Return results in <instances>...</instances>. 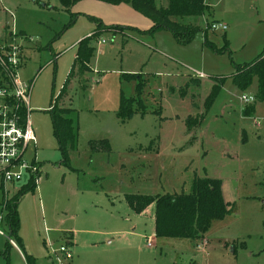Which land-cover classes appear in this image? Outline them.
Here are the masks:
<instances>
[{"label":"rangeland","instance_id":"obj_1","mask_svg":"<svg viewBox=\"0 0 264 264\" xmlns=\"http://www.w3.org/2000/svg\"><path fill=\"white\" fill-rule=\"evenodd\" d=\"M205 1L201 31L181 45L165 30L148 34L123 27L134 19L122 9L83 4L78 13L58 0H0V35L22 47L20 76L33 82L29 120L39 177L20 196L17 214L21 245L35 264H264V102L244 115L251 104L240 97L255 94L257 80L240 92L231 79L236 65L251 63L264 49V0ZM84 12L98 13L105 25L123 26L116 33L101 30L91 40L95 73L82 77L75 70L58 99L78 113L77 143L63 163L48 109L65 86L79 42L94 32ZM213 22L227 29L212 31ZM126 74L158 77L159 84L147 88L160 100V116L118 118L121 88L126 96L133 90V83L121 86ZM213 77L224 80L206 106ZM189 114L203 117L188 134ZM195 176L219 179L225 192L233 191L230 214L212 223L196 255L188 253L195 243L186 239L147 247L153 205L135 214L125 195L188 193ZM27 182L6 185L4 195L0 181V204ZM71 235L76 252L60 262L53 251ZM7 240L0 235V264H25L13 247L7 257L1 254Z\"/></svg>","mask_w":264,"mask_h":264},{"label":"trees","instance_id":"obj_2","mask_svg":"<svg viewBox=\"0 0 264 264\" xmlns=\"http://www.w3.org/2000/svg\"><path fill=\"white\" fill-rule=\"evenodd\" d=\"M63 9L70 11L71 7L80 0H58ZM111 5L129 4L136 12L150 20L151 26L144 33L153 34L159 30H165L172 34L175 41L181 45L189 43L195 34L201 31L200 20L207 8L205 0H97ZM76 16L77 14H72ZM89 19L95 24L94 32L81 40L78 44L73 67L68 74L65 86L58 97H51L48 109L53 135L58 143L59 151L63 157V163L67 162L69 150L75 148L78 139V113L74 108L58 105V99L62 95L67 83L76 73L82 77L91 72L89 67L94 49L90 45L91 40L100 36L101 30L114 31L121 26L106 27L94 17ZM205 45H210L205 41ZM231 76L232 84L240 91H246L253 78L257 80V89L254 95L255 103L264 102V49L262 53L251 63L236 65ZM213 85L205 99L208 106L214 99L217 91L222 86L220 77H213ZM197 86L199 82L195 80ZM125 83H133L130 96H126L121 88L119 94V106L117 116L121 121L132 115L155 114L160 116L161 106L159 98L147 87L155 84V76L143 74H126L121 78V86ZM146 89V90H145ZM183 95V91H180ZM253 104L243 109L244 115L253 111ZM203 114L187 116L185 127L187 132L192 133L198 127ZM33 178L20 188L18 193L5 202L6 213L3 217V225L8 237L15 242L22 252L25 264H35L34 258L25 253L18 236L19 219L17 207L20 196L27 190L34 189ZM4 200V196H3ZM2 200V201H3ZM126 205L135 213L141 214L148 206H154V236L163 239H186L199 241L209 230L215 221H221L232 210V203L226 201L223 194V184L219 179L195 176L191 181L188 193H164L156 195H125ZM10 242L6 241V249L1 251L7 257Z\"/></svg>","mask_w":264,"mask_h":264},{"label":"built area","instance_id":"obj_3","mask_svg":"<svg viewBox=\"0 0 264 264\" xmlns=\"http://www.w3.org/2000/svg\"><path fill=\"white\" fill-rule=\"evenodd\" d=\"M212 31H225L226 25L213 22ZM14 38V37H13ZM100 39L98 45H104ZM22 47L15 42L0 41V181L4 185L21 184L25 178H33L34 184L38 181L39 167L35 159V137L29 120V100L33 82L21 79L20 70L23 67ZM198 78H205L201 73ZM240 101L244 104H253L254 95H242ZM33 146V149L30 148ZM29 150L32 153L29 158ZM5 195V194H4ZM6 197L0 204V224L3 223ZM0 235L7 237L10 244L15 243L6 236L0 227ZM147 240V246H151ZM58 261H68L72 252L67 244L61 245L58 251H53Z\"/></svg>","mask_w":264,"mask_h":264},{"label":"crops","instance_id":"obj_4","mask_svg":"<svg viewBox=\"0 0 264 264\" xmlns=\"http://www.w3.org/2000/svg\"><path fill=\"white\" fill-rule=\"evenodd\" d=\"M83 4H87V5H91V6H96L97 8H99V9H104V10H106V11H113V9L114 8H116V9H122V10H124L132 19H134L133 21L134 22H132V24H128V25H126V26H123V25H110V26H123V27H130V28H133V30H135V29H137L138 31H140V30H148L149 28H150V26H151V22H150V20L149 19H147L146 17H144L143 15H141V14H139L138 12H136L129 4H124V3H122V4H118V5H111V4H107V3H104V2H101V1H97V0H80V1H78L77 3H75V5H73L72 7H71V9H70V11L69 12H72V10L73 9H75L76 11H78V13H80V12H83L81 9H83V8H79V7H82L83 6ZM74 14H77V12H73ZM84 13H86V15H88V16H91V17H94V18H96V17H98L99 16V14L98 13H95V12H84ZM100 17V16H99ZM97 19V18H96ZM102 23V22H101ZM103 25H105V24H103ZM105 26H107V27H109V25H105ZM4 29V28H3ZM95 30V29H94ZM116 33V32H115ZM2 35H0V41H9V39H4V38H2L1 37ZM90 36V35H89ZM8 38V37H7ZM14 39V38H13ZM98 39V38H97ZM101 47H102V45H101ZM89 67H90V69H91V72L93 73L94 71L92 70V68H91V65L89 64ZM95 73V72H94ZM202 74V73H201ZM153 76H155V84L154 85H158L159 83H158V77L156 76V75H153ZM204 84V82H199V85H203ZM209 85H210V87L213 85V82H209ZM253 95H255V94H253ZM194 101V100H193ZM63 105V107H65V105L64 104H62ZM194 107H195V102L192 104ZM196 108H197V106H196ZM195 109V108H194ZM197 110H198V108H197ZM189 115H191V114H189ZM188 115V116H189ZM195 115V114H194ZM186 128V127H185ZM187 131V130H186ZM188 134H189V132H188ZM226 193L227 192H225V189H223V194H224V197H225V199H226V201H228V202H230V203H232L233 202V198H232V196H233V191L232 190H230L228 193H227V195H226ZM125 202V201H124ZM125 205H126V203H125ZM127 206V205H126ZM151 206V205H150ZM150 206H148L141 214H138V215H142V214H145L146 213V211L148 210V208L150 207ZM127 208L129 209V210H131L128 206H127ZM132 211V210H131ZM151 211H152V223H153V233L151 234V237H150V242H151V246L149 247V246H147V247H149V248H152V247H157V246H159V245H161V242L164 240H159V239H157V238H155V236H154V206H153V208L151 209ZM133 212V211H132ZM222 221V220H221ZM3 228H4V225L2 226ZM3 228H1L2 229V231L3 232H5V230H3ZM5 229V228H4ZM207 235V233L204 235V236H206ZM69 241L68 242H66V244L69 246V248H70V251L72 252V257H73V253L74 252H76V243L73 241V235H71L70 236V238L68 239ZM192 242H194L195 243V247H194V249H192L190 252H195V253H190V252H188L189 254H192V255H196V254H198V252L200 251V249H201V247H202V244H198L197 242L198 241H192ZM16 245V244H15ZM205 245V244H204ZM203 245V246H204ZM11 247H13V248H15V250H17V252L20 254L21 253V251L18 249V247H17V245L16 246H14V245H12L11 244ZM197 248L199 249V250H197ZM73 249V250H72ZM231 252H233V250L231 249L230 250ZM201 252V251H200ZM202 252H203V250H202ZM21 255V254H20ZM70 260H72V258L70 259Z\"/></svg>","mask_w":264,"mask_h":264}]
</instances>
